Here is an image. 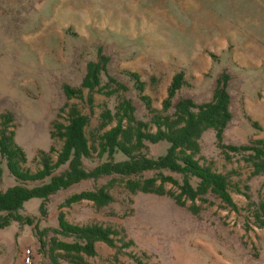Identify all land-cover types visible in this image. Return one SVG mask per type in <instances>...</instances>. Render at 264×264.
<instances>
[{
	"label": "rangeland",
	"instance_id": "1",
	"mask_svg": "<svg viewBox=\"0 0 264 264\" xmlns=\"http://www.w3.org/2000/svg\"><path fill=\"white\" fill-rule=\"evenodd\" d=\"M98 49L108 58V74L128 87L125 95L137 118L148 120L149 115L125 70L140 74L157 108L174 73L183 71L188 81L178 96L201 103L211 98L216 77L226 71L232 118L223 142L244 145L264 139V0H0V120L12 113L9 129L26 155L25 167L34 171L40 166L38 151L51 145L60 149L61 142L49 132L66 101L62 87L80 85ZM94 96L89 129L105 98ZM86 98L85 90L83 99L72 102L89 112ZM200 145V162L229 174L238 211L207 196L208 202L196 201L201 209L193 214L168 196L130 195L120 185L111 190L114 201L100 209L88 200L61 206L71 194L106 178L83 180L51 195L44 212L41 199L24 202L20 213L34 223L12 221L0 228V264H53L38 250L34 226L55 227L59 211L73 223L123 228L133 241L125 248L121 241L116 247L97 242L96 255L86 257L89 264H264V228L255 225L243 195L264 197V173L251 176L240 156L225 159L211 129L202 134ZM149 150L155 156L163 145ZM95 161H85L86 167ZM0 167V190L15 185L2 161ZM26 249L31 250L30 263L24 262Z\"/></svg>",
	"mask_w": 264,
	"mask_h": 264
},
{
	"label": "trees",
	"instance_id": "2",
	"mask_svg": "<svg viewBox=\"0 0 264 264\" xmlns=\"http://www.w3.org/2000/svg\"><path fill=\"white\" fill-rule=\"evenodd\" d=\"M107 61V56L98 49L96 60L87 62L80 85H63L66 101L51 122L49 132L50 138L59 140L61 146L59 150L51 145L48 151H38L36 160L40 166L36 170L24 166L26 155L14 141V130L9 129L12 113L2 114L0 161L16 184L0 190V228L12 221L32 225L33 218L20 213L24 202L31 198L41 199L44 212L45 202L51 195L83 180L97 182L101 178L106 181L71 194L61 206L88 200L95 209H100L114 201L111 190L120 185L130 195L143 192L168 196L193 214L201 209L196 201L208 202L207 196L238 211L231 196L229 174L217 171L212 164L201 163L197 157L201 136L211 129L216 146L225 159L240 156L250 165L251 176L264 173V139L257 138L244 145L223 142L224 130L232 118L228 73L223 71L216 77L208 101L197 103L178 96L188 85L184 72L178 71L172 75L166 96L157 108L152 104V97L144 92L145 82L140 74L125 70L138 100L149 115V119L144 120L136 117L132 99L125 95L128 87L108 74ZM103 75L107 77L105 82ZM85 90L89 112L72 102V99H83ZM95 93L105 98L96 125L89 129ZM110 99H113L111 104ZM252 125L259 127L256 121ZM156 144H162L163 150L153 156L149 147ZM94 160L91 167H86L85 161ZM1 174L0 167V178ZM168 183L174 189L166 188ZM243 195L252 208L255 225L264 228V197L250 200L248 192ZM209 203L213 202L209 200ZM34 227L38 250L53 264H60L59 259L68 264H89L86 257L96 255L97 242L116 247V242L121 241L123 248L133 244L131 239H126L123 228L97 222L73 223L62 211L57 214L55 227ZM50 232L53 235L48 237Z\"/></svg>",
	"mask_w": 264,
	"mask_h": 264
},
{
	"label": "built area",
	"instance_id": "3",
	"mask_svg": "<svg viewBox=\"0 0 264 264\" xmlns=\"http://www.w3.org/2000/svg\"><path fill=\"white\" fill-rule=\"evenodd\" d=\"M24 262L25 263H30L31 262V250L30 249H26L24 252Z\"/></svg>",
	"mask_w": 264,
	"mask_h": 264
}]
</instances>
